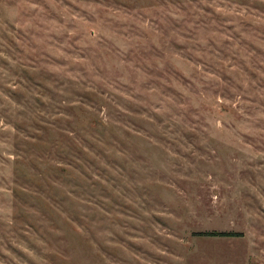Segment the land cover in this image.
<instances>
[{
    "label": "rangeland",
    "instance_id": "rangeland-1",
    "mask_svg": "<svg viewBox=\"0 0 264 264\" xmlns=\"http://www.w3.org/2000/svg\"><path fill=\"white\" fill-rule=\"evenodd\" d=\"M0 264H264V0H0Z\"/></svg>",
    "mask_w": 264,
    "mask_h": 264
},
{
    "label": "trees",
    "instance_id": "trees-1",
    "mask_svg": "<svg viewBox=\"0 0 264 264\" xmlns=\"http://www.w3.org/2000/svg\"><path fill=\"white\" fill-rule=\"evenodd\" d=\"M204 235H218V236H235V235H240L239 232H201ZM200 234V233H199Z\"/></svg>",
    "mask_w": 264,
    "mask_h": 264
}]
</instances>
